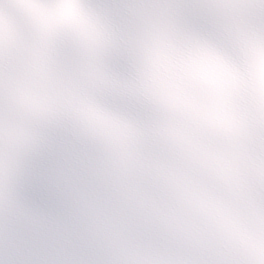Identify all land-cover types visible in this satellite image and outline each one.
I'll return each mask as SVG.
<instances>
[{"label": "snow or ice", "instance_id": "1", "mask_svg": "<svg viewBox=\"0 0 264 264\" xmlns=\"http://www.w3.org/2000/svg\"><path fill=\"white\" fill-rule=\"evenodd\" d=\"M0 264H264V0H0Z\"/></svg>", "mask_w": 264, "mask_h": 264}]
</instances>
